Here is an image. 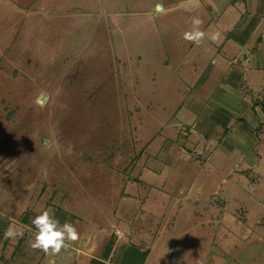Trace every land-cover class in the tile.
<instances>
[{"label":"rangeland","instance_id":"rangeland-1","mask_svg":"<svg viewBox=\"0 0 264 264\" xmlns=\"http://www.w3.org/2000/svg\"><path fill=\"white\" fill-rule=\"evenodd\" d=\"M180 2L0 0V264L42 260L44 209L79 242L140 220L149 246L161 233L150 264H264V132L220 169L201 152L224 133L206 102L230 68L205 41L222 55L238 35L212 0L208 17ZM193 17L199 46L183 38ZM259 74L245 78L264 101ZM10 225L23 236L5 239Z\"/></svg>","mask_w":264,"mask_h":264},{"label":"crops","instance_id":"crops-1","mask_svg":"<svg viewBox=\"0 0 264 264\" xmlns=\"http://www.w3.org/2000/svg\"><path fill=\"white\" fill-rule=\"evenodd\" d=\"M201 2L202 0H181L178 5L182 4L184 9L192 7L195 13L199 10V14L203 13L204 17H208L206 16L208 11L215 12L208 3ZM212 2L220 11L221 15L217 19L221 18L223 33L232 34L233 31L229 28L234 27L238 35L235 38L238 42H231L232 45L228 47L230 39L228 38L223 44L227 46V50L224 48L222 55L220 52L223 47L214 52L208 39L204 45V50L207 48L208 51H212L211 62L218 61L217 57H221L230 63V68L221 71V76L214 81V86H210L206 102L214 108L213 112L220 116L216 121L224 128V133L218 137L215 146L213 145L216 141L213 142L210 138L201 140L204 146L202 143L197 144L203 146L201 152H204L205 156L202 159L209 165L211 163L213 169H220L231 153L240 150L242 145L246 144V135L243 133L264 132V101L256 98L255 89L247 83L248 76L260 73L257 77L261 76L263 86L259 90L262 93L259 92L257 95H264V0H212ZM231 48L232 51L228 53ZM189 49H194V44ZM169 61L165 60V63ZM212 89L215 91H211ZM216 109L219 112H216ZM181 110L182 105L178 111ZM203 111L204 109L200 112ZM243 155L245 156L244 153ZM235 168L240 171L244 169L238 164L231 171ZM145 220L144 222H149V219ZM139 222L140 220L119 222L107 238H102L98 232H88L81 242L70 244L68 249L58 255H44L38 264H150L154 245L161 233L159 231V234H155V240L149 246L143 236L144 230L140 228L137 231L136 224ZM117 231L122 232V235H117ZM138 240L142 241L141 244H137Z\"/></svg>","mask_w":264,"mask_h":264},{"label":"clouds","instance_id":"clouds-1","mask_svg":"<svg viewBox=\"0 0 264 264\" xmlns=\"http://www.w3.org/2000/svg\"><path fill=\"white\" fill-rule=\"evenodd\" d=\"M202 20L198 17L191 19L192 28L190 31H186L183 34V38L186 41L192 42L199 46L204 40L206 33L202 31L200 26ZM212 40H216L217 37L212 35L209 37ZM54 144V141H46L45 146L50 147ZM68 154H71L72 148L69 146ZM32 224L36 229L34 239L31 242V248L33 250H39L45 253V255L55 256L60 254L63 250L68 249L70 244L78 241L79 233L76 227L69 222L63 224L55 218L54 212L51 209H44L32 220ZM23 236L22 231H18L14 226H9L5 233V239H16Z\"/></svg>","mask_w":264,"mask_h":264},{"label":"trees","instance_id":"trees-1","mask_svg":"<svg viewBox=\"0 0 264 264\" xmlns=\"http://www.w3.org/2000/svg\"><path fill=\"white\" fill-rule=\"evenodd\" d=\"M2 234V229L0 228V235Z\"/></svg>","mask_w":264,"mask_h":264}]
</instances>
